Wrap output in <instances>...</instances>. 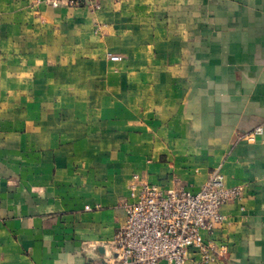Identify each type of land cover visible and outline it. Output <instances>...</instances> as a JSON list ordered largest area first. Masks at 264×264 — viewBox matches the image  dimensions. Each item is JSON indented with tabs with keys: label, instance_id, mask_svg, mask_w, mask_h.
<instances>
[{
	"label": "crops",
	"instance_id": "crops-1",
	"mask_svg": "<svg viewBox=\"0 0 264 264\" xmlns=\"http://www.w3.org/2000/svg\"><path fill=\"white\" fill-rule=\"evenodd\" d=\"M216 168L214 264H264V0H0V264H108L134 174Z\"/></svg>",
	"mask_w": 264,
	"mask_h": 264
},
{
	"label": "built area",
	"instance_id": "built-area-1",
	"mask_svg": "<svg viewBox=\"0 0 264 264\" xmlns=\"http://www.w3.org/2000/svg\"><path fill=\"white\" fill-rule=\"evenodd\" d=\"M49 1L56 6L84 3L92 10L101 8L103 2ZM111 58L118 60L121 56ZM261 132L262 127L258 126L241 138L255 141ZM130 196L125 202V223L108 244V264H214L229 253L228 245L213 235L227 220L223 206L240 200L243 187L227 185L219 168L197 191L183 185L162 188L134 174Z\"/></svg>",
	"mask_w": 264,
	"mask_h": 264
}]
</instances>
